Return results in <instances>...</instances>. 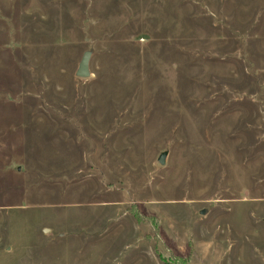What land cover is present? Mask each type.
<instances>
[{
    "label": "rangeland",
    "instance_id": "obj_1",
    "mask_svg": "<svg viewBox=\"0 0 264 264\" xmlns=\"http://www.w3.org/2000/svg\"><path fill=\"white\" fill-rule=\"evenodd\" d=\"M0 264H264V0H0Z\"/></svg>",
    "mask_w": 264,
    "mask_h": 264
},
{
    "label": "water",
    "instance_id": "obj_2",
    "mask_svg": "<svg viewBox=\"0 0 264 264\" xmlns=\"http://www.w3.org/2000/svg\"><path fill=\"white\" fill-rule=\"evenodd\" d=\"M90 55H91V50H86L83 53V56L80 60L79 66L76 70V73L80 76L86 77L89 76L91 73L90 70ZM165 155H166V151H163L160 156H159V160L161 162H165Z\"/></svg>",
    "mask_w": 264,
    "mask_h": 264
}]
</instances>
